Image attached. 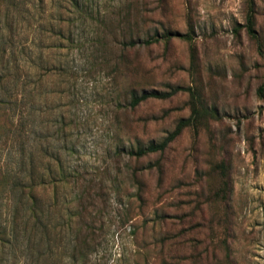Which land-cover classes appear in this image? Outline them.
Listing matches in <instances>:
<instances>
[{
    "label": "rangeland",
    "instance_id": "obj_1",
    "mask_svg": "<svg viewBox=\"0 0 264 264\" xmlns=\"http://www.w3.org/2000/svg\"><path fill=\"white\" fill-rule=\"evenodd\" d=\"M263 81L264 0H0V264H71L81 184L103 188L88 264H264ZM143 91L165 98L116 112Z\"/></svg>",
    "mask_w": 264,
    "mask_h": 264
},
{
    "label": "trees",
    "instance_id": "obj_2",
    "mask_svg": "<svg viewBox=\"0 0 264 264\" xmlns=\"http://www.w3.org/2000/svg\"><path fill=\"white\" fill-rule=\"evenodd\" d=\"M245 30L247 34L256 39L255 31H254V21L251 13L246 18ZM180 35L166 33L163 37L159 35H155L153 37H148L147 39H141L139 37L132 38L126 44L124 43L123 46L130 47V48H139L142 46H150L153 43H157L159 39L166 38L167 40L171 39L172 37ZM258 95L264 101V81L262 86L258 89ZM129 101L125 104H122L119 100L116 101V112H120L121 110L126 111L128 109L133 110L142 103L148 100H158L165 98V95L160 94L158 92H141L139 95L131 92L129 95ZM192 116L189 119L182 120L178 123L176 128L172 133H170L162 142L156 144H150L146 147H128L127 149L117 147L115 156L116 158H120L122 152H125V156L127 157V162L130 161H138L142 158L154 155L156 153H163L167 147L180 135V133L191 126L193 120V124H198L199 120L202 119L201 111L197 109L192 110ZM72 175H70V178ZM75 176V175H74ZM82 177H76L73 179V182H79ZM130 179L134 180L135 175L134 173L130 174ZM83 180V179H82ZM35 185L31 186L30 189H35ZM76 188V189H75ZM74 189L73 198H72V213L69 215V231L71 232V243H72V252L73 258L71 264H88V258L90 253L99 247V233L102 232L103 227L99 224V212L95 209L96 204L102 198V190L103 188H99L96 192V189L91 184H81L80 186H76ZM120 188L118 187L117 191L119 192ZM30 190V192H32ZM32 208H31V215L35 222V227L40 230L44 231L46 227H44L43 222H41V218L38 216L43 211L37 207V203L32 200ZM41 208H43L41 206ZM42 217V216H41ZM98 223V227H96ZM42 241V237H41ZM128 264V263H127Z\"/></svg>",
    "mask_w": 264,
    "mask_h": 264
}]
</instances>
